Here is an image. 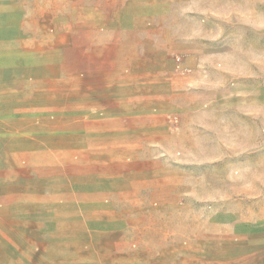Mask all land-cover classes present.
<instances>
[{
    "label": "rangeland",
    "instance_id": "1",
    "mask_svg": "<svg viewBox=\"0 0 264 264\" xmlns=\"http://www.w3.org/2000/svg\"><path fill=\"white\" fill-rule=\"evenodd\" d=\"M133 52L137 66L165 62L166 85L143 65L132 86L85 82L127 76ZM111 57L121 68H102ZM198 61L215 85L199 105ZM97 98L100 109L167 113L176 189L86 195L95 191L65 146L80 142L71 117ZM199 108L213 111L199 118L208 133L195 130ZM251 110L258 128L241 118ZM215 140L232 148L202 146ZM256 142L260 159H240ZM194 151L217 162L194 168ZM0 177L9 193L19 187V198L0 197L19 216L0 218V264H254L229 259L264 252L245 244L264 235V0H0Z\"/></svg>",
    "mask_w": 264,
    "mask_h": 264
},
{
    "label": "crops",
    "instance_id": "2",
    "mask_svg": "<svg viewBox=\"0 0 264 264\" xmlns=\"http://www.w3.org/2000/svg\"><path fill=\"white\" fill-rule=\"evenodd\" d=\"M131 55V59L127 62L126 66V68L130 70L127 76H121L119 78L118 76H114L116 72H113L112 76L106 75V77L103 76L101 78L86 76L84 79L85 82L88 85L96 83L101 85L120 86L123 84L132 86L139 81L135 75L136 69H138V67L142 68L143 65L145 70L147 68L150 70V76L147 77L150 83H154L158 80L166 85L167 78L164 74L167 64L165 62L153 59L137 66L135 63V52ZM197 64L198 73L192 75L191 95L193 100L199 105V102L204 100L203 98L215 87V85L211 80L200 76L202 75L200 73V68L202 67L205 73L207 69L206 64L201 61H198ZM102 68L118 70L121 67L119 60L116 61L111 57L109 62L103 65ZM169 85H171V83ZM114 92L112 96L119 98V89H115ZM155 97L160 100L166 99L164 93L162 97V93L160 92L155 93ZM116 102H118V100H116ZM88 104L89 106L87 108H80L78 114L74 113V116L70 119L74 127H79L78 133L80 134V142L78 144L76 142L70 143L65 146V154L68 159L67 163L69 165L78 166L81 171L80 180L87 183L86 189L95 191L89 192L86 195L103 196L105 195L104 191H109L111 196L115 197H134L139 196V193H136L135 190L142 191L151 190L153 188L156 194L160 196L162 193H166L169 188L176 189L177 186L175 182L169 183V176H167V174L175 172L174 168H176L179 158L175 153L169 151V149L172 148L169 145V139L171 137L170 134L168 135V126L165 118L167 113L164 110H127L120 109L119 107L113 109H100L98 98L94 99L92 102H88ZM212 113L213 111L210 109L205 110L199 108L197 110H191V116L198 119L195 123V130H197L198 133H208L211 131V128L201 126L199 118L209 116ZM214 113H220V111L216 110ZM217 116L219 117V115ZM260 117L257 111L253 112L252 110L241 115L245 123L251 122L257 128L260 125ZM179 132L180 134L187 133L184 130H180ZM171 134L173 133L171 132ZM230 145L229 142L225 143L215 140L205 142V145L202 146L230 150V148H232ZM248 145L249 144L245 142V144H241V147L247 151ZM250 148H256L255 152H253L255 156H252L251 152L250 154L241 152L243 154L240 153V159L248 162H251L254 158L257 160L260 159L259 155L263 151L261 150L263 149L262 142H256L254 145L250 144ZM229 150L225 151L221 157L224 159L230 157L229 155H231L232 152ZM214 154L215 153L210 151L203 153V155L195 151L192 152V161L195 163L194 168H197L196 166L198 165L210 166L212 163H216L217 157ZM18 159L16 158V161H18ZM15 165H19V163L16 162ZM138 167H141L142 170ZM16 170L18 171V169ZM184 170L185 169H181V172H185ZM84 174H86V177H84ZM196 181L198 184L200 183L199 178H197ZM6 182L7 180L5 177H0L1 200L5 201L10 195H15L19 198V187L15 188V194L9 193ZM193 195H198L197 187L193 189ZM0 218L6 221L9 219L18 220L19 216L7 205L1 204ZM8 230L9 228L5 227V237L9 236L11 233L7 232ZM245 244L264 246V235L257 236L256 238L248 237ZM229 260L251 261L254 262V264H264V252L261 248H257L252 252H240Z\"/></svg>",
    "mask_w": 264,
    "mask_h": 264
}]
</instances>
